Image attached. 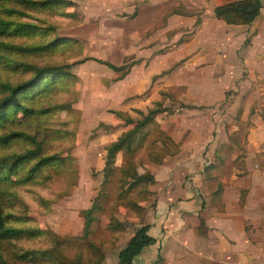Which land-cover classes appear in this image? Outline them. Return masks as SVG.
<instances>
[{
    "label": "rangeland",
    "instance_id": "rangeland-1",
    "mask_svg": "<svg viewBox=\"0 0 264 264\" xmlns=\"http://www.w3.org/2000/svg\"><path fill=\"white\" fill-rule=\"evenodd\" d=\"M71 1L41 7L0 0V16L39 26L0 37L10 44L0 49V97L5 93L1 84L27 79L35 66L67 65L60 73L45 74L22 95L23 103L34 111L11 108L0 124V134L22 130L36 138L41 154L55 153L62 160L43 167L28 181L17 179L35 159L21 162L0 180V202L4 212L13 214L10 220L16 226L78 235L84 225L81 211L97 197L99 219L87 238L103 253L101 264H117L118 252L134 230L142 223L153 224L157 205L152 181L137 182L126 171L151 175L158 160L167 157L163 163H170L172 155L166 151L175 150L177 161L188 153L181 151L180 141L165 137L169 142L164 145L157 122H150L138 132L132 149L119 150L113 168L104 173L106 146L134 125L125 118H142L160 100L165 109L156 119L162 127L169 120L167 134L174 131L183 141L192 131L208 130V141L193 139L199 143L194 150L198 157H206L218 148L225 164L220 167L224 177L231 167L230 175L247 163L264 166V106H260L257 92L250 97L242 85L248 78L243 61L248 37L239 23H226L210 10L194 7L190 0H167L184 12L176 13L178 16L167 15L163 6L148 0ZM59 36L56 44H50ZM96 58L128 64V72L118 78L124 69L113 70ZM212 66L218 72L215 80H225L229 69L231 82L217 91L201 90L197 80H214L208 76ZM34 146L20 137L0 143V156ZM126 161L131 166L120 170ZM111 218L119 219L123 228H108ZM52 244L46 232L1 240L0 264H52L17 257L25 249L50 248ZM84 245L82 240L70 239L59 249L68 255L85 250ZM144 248L137 256L149 257L155 251L149 264L162 263L157 248ZM134 260L132 264H142Z\"/></svg>",
    "mask_w": 264,
    "mask_h": 264
},
{
    "label": "crops",
    "instance_id": "crops-1",
    "mask_svg": "<svg viewBox=\"0 0 264 264\" xmlns=\"http://www.w3.org/2000/svg\"><path fill=\"white\" fill-rule=\"evenodd\" d=\"M148 1L165 10L171 7L167 0ZM190 1L194 7L204 12L210 10L214 15L215 5L230 0ZM238 25L246 28L244 34L248 37L243 52L248 78L242 85L250 91V97L257 92L260 106H264V0L259 14L250 23ZM213 61L216 64L219 58ZM228 72L229 69L225 80H215L218 72L212 66L208 76L214 80L206 83L198 79L200 89L213 92L221 89L222 84L225 88L231 82ZM164 123L165 127H161L166 130L169 120L165 119ZM168 133L180 141L181 151L188 153L179 158L183 161H177L178 153H175L172 156L176 160L169 156L170 163H159L153 170L157 205L149 233L156 237L151 246L164 258L161 264H264V173L261 171L264 166L260 164L258 169L254 163H247L230 175L231 167L222 177L220 167L225 165L222 162L215 169V178L208 179L205 165L215 153L221 157L222 154L217 148L206 153V157L202 154L198 157L194 149L199 143L193 141L195 137L208 141V130L192 131L183 141L174 131ZM153 256L155 251L149 257L136 256L134 261L149 264Z\"/></svg>",
    "mask_w": 264,
    "mask_h": 264
},
{
    "label": "trees",
    "instance_id": "trees-1",
    "mask_svg": "<svg viewBox=\"0 0 264 264\" xmlns=\"http://www.w3.org/2000/svg\"><path fill=\"white\" fill-rule=\"evenodd\" d=\"M30 5H36L41 7H52L72 3L71 0H18ZM21 4V3H20ZM262 6V0H230L220 4H217L213 7L214 15L226 23H249L251 22L260 12ZM178 6H171L167 10V15L173 13H184L177 10ZM166 15V16H167ZM26 26L30 29L33 27H39L34 22H25V21H15L8 18L0 16V37L4 34H18L26 31ZM60 36L50 40V44H56L60 40ZM8 42H4L0 39V49L3 47H9ZM43 47V45H42ZM17 48H21L18 47ZM99 62L106 64L108 67L113 70H122V73L118 78H122L124 74L128 72V64H115L108 60L98 59ZM67 65H46V66H35L34 71L30 77L27 79L17 82L15 84L3 83L1 84L2 91L5 93L0 97V124L5 121L8 117V110L13 108L14 110H20L22 112H32L34 111L32 107L27 106L22 101V95L24 93L35 87L38 84V81L45 74H57L62 72V67ZM139 95V94H138ZM163 105L160 100L156 101L154 106L149 108L147 113L143 115L142 118L134 120L130 116L125 118L127 123L134 122V125L122 132L115 140L111 141L106 146L105 159L103 171L107 173L113 168V163L115 159V154L119 150H128L130 151L133 147V143L138 136V132L144 127L147 123H156L158 124L157 128L160 133H162L163 140L161 141L164 145L168 144L169 141L174 142L171 136H169L165 129H163L156 116L159 112L163 111ZM118 115H121L120 110L115 111ZM168 135V136H167ZM23 137L25 139L31 140L35 146L28 148L23 152L12 154L9 156H0V180L8 177L7 175L15 171L17 166L27 159L34 158L35 161L28 168L26 173L18 181H28L32 179L35 174L40 171L43 167L54 164L61 159L58 154H41L40 146L36 138L33 135L25 133L22 130H10L4 134H0V143L7 144L8 142ZM143 137V136H142ZM166 137V138H165ZM168 139L169 141H164ZM174 151H166V154L173 155ZM165 157L161 160H158V164L162 163ZM62 160V159H61ZM223 162V158L215 153L212 160L205 165V172L208 179L215 178V169ZM131 166L130 161H126L120 170L124 171ZM127 175L131 178L138 179L137 182L141 180H151L152 183L155 181L154 174L141 173L138 174L134 170L127 172ZM130 186V185H129ZM220 187V184H219ZM101 208V204L98 202L97 197L94 198L92 205L83 209L82 216L84 218V225L82 234L78 235H59L53 231H47L39 227H21L16 226L11 223L10 218L13 215L9 212H4L1 202H0V241L4 239H11L21 236H36L40 233H50L52 237L53 244L50 248H32L25 249L23 251L17 252V257L22 259H33L35 261H45L50 260L52 264H101L104 260L103 253H99V246H96L92 240H89L88 234L92 228L94 221L99 219L98 212ZM107 227L110 229H122L123 225L121 221L117 218H111ZM150 224L142 223L138 228L134 230L132 235L127 240L126 244L118 252V262L117 264H132L135 257L143 250L144 247L151 245L156 242V237L149 233ZM70 239L82 240L85 245V250H80L74 254H66L64 250H60V246L63 241H68ZM159 256V254H158Z\"/></svg>",
    "mask_w": 264,
    "mask_h": 264
},
{
    "label": "built area",
    "instance_id": "built-area-1",
    "mask_svg": "<svg viewBox=\"0 0 264 264\" xmlns=\"http://www.w3.org/2000/svg\"><path fill=\"white\" fill-rule=\"evenodd\" d=\"M254 167L259 169L260 164L259 163H255L254 164ZM261 171H262V173H264V168H262Z\"/></svg>",
    "mask_w": 264,
    "mask_h": 264
}]
</instances>
